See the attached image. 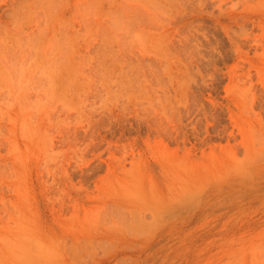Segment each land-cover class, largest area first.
<instances>
[{"label": "rangeland", "instance_id": "1", "mask_svg": "<svg viewBox=\"0 0 264 264\" xmlns=\"http://www.w3.org/2000/svg\"><path fill=\"white\" fill-rule=\"evenodd\" d=\"M0 264H264V0H0Z\"/></svg>", "mask_w": 264, "mask_h": 264}]
</instances>
